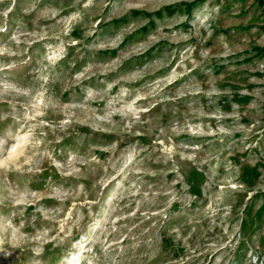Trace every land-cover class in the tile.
Listing matches in <instances>:
<instances>
[{
  "label": "rangeland",
  "instance_id": "obj_1",
  "mask_svg": "<svg viewBox=\"0 0 264 264\" xmlns=\"http://www.w3.org/2000/svg\"><path fill=\"white\" fill-rule=\"evenodd\" d=\"M262 48L264 0H0V264H264Z\"/></svg>",
  "mask_w": 264,
  "mask_h": 264
},
{
  "label": "trees",
  "instance_id": "obj_2",
  "mask_svg": "<svg viewBox=\"0 0 264 264\" xmlns=\"http://www.w3.org/2000/svg\"><path fill=\"white\" fill-rule=\"evenodd\" d=\"M191 4H189L188 6H190ZM262 53H264V48H262L261 50H260Z\"/></svg>",
  "mask_w": 264,
  "mask_h": 264
}]
</instances>
